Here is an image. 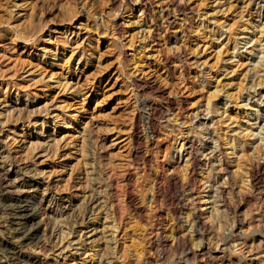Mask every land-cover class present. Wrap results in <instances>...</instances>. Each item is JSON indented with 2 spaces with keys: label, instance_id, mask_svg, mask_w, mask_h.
<instances>
[{
  "label": "rangeland",
  "instance_id": "374dc122",
  "mask_svg": "<svg viewBox=\"0 0 264 264\" xmlns=\"http://www.w3.org/2000/svg\"><path fill=\"white\" fill-rule=\"evenodd\" d=\"M262 6L0 0V163L10 182L38 183L43 240L73 242L19 245L30 264H264ZM228 128L247 157L232 151L212 214L201 151ZM11 221L0 206V241L23 240Z\"/></svg>",
  "mask_w": 264,
  "mask_h": 264
},
{
  "label": "bare ground",
  "instance_id": "6f19581e",
  "mask_svg": "<svg viewBox=\"0 0 264 264\" xmlns=\"http://www.w3.org/2000/svg\"><path fill=\"white\" fill-rule=\"evenodd\" d=\"M143 9H146V5H143ZM261 7V12H262ZM261 12L259 15H261ZM254 89V93L257 91V86L252 83L251 90ZM227 97L225 99V104L223 107L227 109L228 103H232V93L229 91L227 92ZM250 96V94H249ZM251 97V96H250ZM264 97V96H263ZM250 101V100H248ZM264 103V100L261 101ZM248 105V104H247ZM215 114L216 116L221 115L225 116L227 114V110H224L220 114V108L218 105H215ZM205 117H208L211 114V106L209 103L205 106ZM256 111L257 110H253ZM214 119V118H213ZM213 121V125L215 121ZM219 118L217 121L220 122ZM258 121L253 126H257L260 130L258 134H260L264 130V116L258 115ZM206 124V123H204ZM203 124V125H204ZM259 124V125H258ZM228 131H225L223 134H213V136H209L208 140L211 139L210 142L204 144L203 150L201 151L202 156L206 160V163H201V165L205 168L208 166L209 172H214L213 177L210 180H207L206 183H209V190L208 196L209 201L213 204L211 213L220 214L222 210L220 208H216L217 203L221 204L220 206L226 207V195L229 193L224 187L223 183H227L228 181H232V151L235 153L238 148L243 153L240 157H247V154L236 146L235 139L232 141V128H228ZM251 133V131H250ZM255 136L258 134L252 133ZM256 143V140L255 142ZM259 145V144H258ZM256 145L255 147H257ZM183 147L187 150L188 159L190 160L193 158V150H194V143L191 139H187ZM210 156V157H209ZM208 158H213L214 163L210 165L208 162ZM0 163V206L5 208L8 211V214L12 217V224L20 227L22 232V239L23 240H15L17 242L11 241H0V252L2 254L0 264H30L24 254L22 253V248L19 245H23L24 243H34L35 246L40 248V251L47 252L48 250H53L54 247H59L60 253H65L66 250H69L73 242H68L67 246H63L64 241L66 238L69 237L70 233L60 230L59 233H52L51 237L52 240H43V237H46V229L42 231V220L41 222L38 221V215L40 211L43 210V205L40 201L33 200V197L29 195L30 189L34 191L39 189L38 183L33 182H17L13 183L9 180V174L14 172V169H6L5 164L1 161ZM259 167L264 168V158L261 163H259ZM206 168V170H208ZM249 173V177L252 174V171L247 172ZM29 187V188H27ZM19 230V229H18ZM52 242L53 246L49 247ZM60 245V246H59ZM229 245L230 244H223ZM206 248L201 247L200 253L204 255L207 251ZM225 248H217L215 252L223 253Z\"/></svg>",
  "mask_w": 264,
  "mask_h": 264
}]
</instances>
